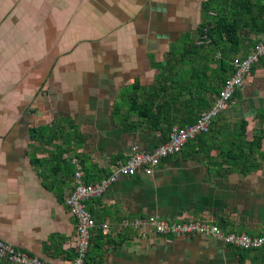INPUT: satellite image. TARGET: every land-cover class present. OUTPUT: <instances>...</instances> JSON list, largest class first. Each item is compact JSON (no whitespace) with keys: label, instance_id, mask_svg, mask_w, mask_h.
Instances as JSON below:
<instances>
[{"label":"crops","instance_id":"crops-1","mask_svg":"<svg viewBox=\"0 0 264 264\" xmlns=\"http://www.w3.org/2000/svg\"><path fill=\"white\" fill-rule=\"evenodd\" d=\"M201 2L0 0V240L45 263L71 264L69 158L79 160L86 182L97 181L212 104L218 55L199 59L201 71L210 65L206 81L196 74L185 79L191 66L169 55L201 43L191 32L201 21ZM260 9L264 19V2ZM246 30L241 57L264 39V32ZM157 93L165 102L158 123L134 110ZM256 135L257 152L244 151ZM235 152L250 154L256 167L242 168L244 160L230 158ZM86 207L97 226L85 264H264V245L250 250L198 234H159L145 222L155 215L264 234V56L211 130L163 158L153 173L119 176ZM133 220L140 223L134 227ZM0 264L18 263L0 258Z\"/></svg>","mask_w":264,"mask_h":264},{"label":"built area","instance_id":"built-area-1","mask_svg":"<svg viewBox=\"0 0 264 264\" xmlns=\"http://www.w3.org/2000/svg\"><path fill=\"white\" fill-rule=\"evenodd\" d=\"M262 56H264V41L256 43L244 57L235 56L232 60L231 75L223 82L212 104L202 110L193 123L186 126H173L165 142L149 151L134 150L126 161L112 165L108 173L99 180L86 182L83 179L84 171L79 160L75 157L69 158L74 165L73 189L66 195L65 203L76 221V255L71 264H85L91 237L97 226L91 212L86 207V201L101 196L108 186L121 175H133L140 169L147 174L153 173L163 158L181 151L185 143L196 135L208 132L214 118L228 107L234 92L243 86L245 75ZM145 222L159 234L171 236L198 234L204 237H213L227 245L241 249H257L264 245V234L225 232L214 223L194 221L168 223L155 215L147 217ZM139 223L140 220H133L130 224L136 227ZM123 224L128 223L125 221ZM101 228L103 232L107 231L105 226ZM0 258L18 264H48L15 249L2 240H0Z\"/></svg>","mask_w":264,"mask_h":264},{"label":"trees","instance_id":"trees-1","mask_svg":"<svg viewBox=\"0 0 264 264\" xmlns=\"http://www.w3.org/2000/svg\"><path fill=\"white\" fill-rule=\"evenodd\" d=\"M263 2L264 0H202L200 6L201 21L196 27V32L200 36L199 41L201 43L195 45L190 41L189 44L186 43L180 48H172L169 52L170 56L179 55L186 65L189 67L191 66V69L186 70L185 79L191 78L190 80H192L193 75L196 74L206 81L208 78L206 74L209 75L210 65L208 62H205L201 66V71L199 68V59L204 58L207 61H209V59L213 61V58L217 54V69H212L211 75L212 79L217 82V92H219L221 85L233 71L232 60L235 56H238L241 50V43L251 34L246 30L247 27L252 28V34L264 32L263 11L260 9ZM190 38V34L188 33L183 40H188ZM259 41H264V39ZM255 44L256 43H254V45ZM177 60L179 61V59ZM170 70L172 69L170 68ZM162 77L163 79L166 78L165 75ZM181 77L179 79H182ZM174 79L178 80L176 75ZM156 87L157 86L153 87V89H156ZM212 90H214L213 84ZM164 105L165 102L162 101L161 95L157 93L152 99L143 101L142 105L137 104L138 107H134V110H140L138 114L147 118L148 121H156V123H158V121L163 120L165 114ZM206 108L208 107L204 109ZM36 130L38 131L37 128L33 129V131ZM241 130H245V127L241 128ZM237 138L240 139V137ZM258 140L260 141V137L257 135L254 136L253 139L248 142L250 149L246 147L244 151L252 150L251 154H253L254 150H258L260 145ZM244 145L247 144L244 143ZM229 155L230 158L238 160V163L244 160L245 164L241 163L242 168L249 169L256 167V165L252 163V159H250L251 156L248 153L238 154V152H235Z\"/></svg>","mask_w":264,"mask_h":264},{"label":"rangeland","instance_id":"rangeland-1","mask_svg":"<svg viewBox=\"0 0 264 264\" xmlns=\"http://www.w3.org/2000/svg\"><path fill=\"white\" fill-rule=\"evenodd\" d=\"M191 32H196V30H194V29H192V31ZM197 33V32H196ZM190 34H192V33H190Z\"/></svg>","mask_w":264,"mask_h":264}]
</instances>
